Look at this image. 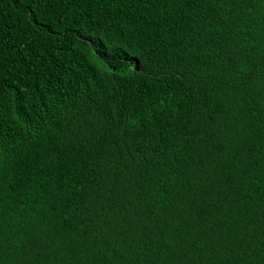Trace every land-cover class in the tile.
<instances>
[{"label": "trees", "instance_id": "obj_1", "mask_svg": "<svg viewBox=\"0 0 264 264\" xmlns=\"http://www.w3.org/2000/svg\"><path fill=\"white\" fill-rule=\"evenodd\" d=\"M0 264H264V0H0Z\"/></svg>", "mask_w": 264, "mask_h": 264}]
</instances>
